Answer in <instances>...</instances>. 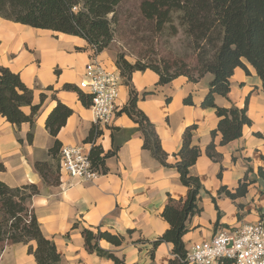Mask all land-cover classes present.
I'll return each mask as SVG.
<instances>
[{
  "label": "crops",
  "instance_id": "1",
  "mask_svg": "<svg viewBox=\"0 0 264 264\" xmlns=\"http://www.w3.org/2000/svg\"><path fill=\"white\" fill-rule=\"evenodd\" d=\"M94 57L106 69L118 71L116 58L103 50L94 55L82 38L0 18V65L18 74L33 91V104L40 102V94L46 96L35 117L31 142L27 141L30 123L15 125L0 117V163L4 167L0 181L9 187L37 186L39 192L28 204L42 235L51 239L60 253V264H117L86 249L83 229L121 237L120 245L99 242L100 248L111 252L119 264H171L175 259L172 243L153 247V242L170 227L162 218L165 206L170 200L183 202L187 188L174 167H164L142 147L137 124L121 112L131 90L137 96L136 107L154 125L168 164L176 162L184 130L194 127L191 144L199 148L200 156L189 171L202 184L201 212L186 222L188 231L182 237L185 250L195 242L209 240L218 230H236L264 220V93L252 67L248 66L249 74L241 68L234 70L227 97L214 95L219 107L233 104L241 109L246 104L251 120L239 138L225 145H220V133L211 135L218 123L215 111L201 106L212 75L206 74L196 82L178 76L159 84L158 75L149 69L134 71L128 83L122 77L118 111L111 123L101 125L99 135L88 141L94 128L89 106L80 101L77 92L63 86L77 87L85 64ZM57 101L72 112L54 137L45 121ZM23 111L28 114L30 109L24 107ZM55 140L60 148L52 158L48 150ZM211 141L217 160L205 153ZM93 144L104 153L115 151L105 160L106 173L92 182L68 186L72 179L61 169V147H79L89 153ZM35 162L54 166L56 182L44 181L42 173L34 168ZM45 177L51 180L48 174ZM242 182L247 184L243 196L232 199L219 191L223 187L235 193ZM30 246L35 247V243L5 244L0 264H37L28 253Z\"/></svg>",
  "mask_w": 264,
  "mask_h": 264
},
{
  "label": "trees",
  "instance_id": "2",
  "mask_svg": "<svg viewBox=\"0 0 264 264\" xmlns=\"http://www.w3.org/2000/svg\"><path fill=\"white\" fill-rule=\"evenodd\" d=\"M124 0H0V18L26 25L32 28L60 32L84 39L90 46H95L97 53L104 50L113 40L117 25L118 6ZM140 11L147 21H154L163 29L169 24L176 33L173 21H178L184 34L190 39L196 55V65L190 68L187 64L181 67L165 63L163 66L144 63L140 60L130 63L123 55L115 59V65L121 76L127 79L134 71L152 70L159 77V84H166L178 76H185L190 81H198L206 74L212 75L209 91L202 102L204 108H212L218 118L217 128L211 132L221 134L220 145L239 138L244 126L251 124L246 115V104L238 108L233 104L230 107H219L214 103V95L227 97L230 90V78L236 68H241L249 74L248 66L252 67L261 81L264 93V0H142ZM196 72V75L192 74ZM65 90L77 92L80 101L89 106L86 95L78 88L65 84ZM40 102L33 104V91L21 80L20 76L9 68L0 65V117L7 122L20 125L30 123L31 130L27 134V141L33 138L35 117L46 96L40 94ZM137 96L130 91V99L121 112L137 124L138 131L143 137L144 149L164 167H174L179 173L180 182L187 188V196L183 202L170 200L162 212V218L168 222L167 229L162 236L153 242L156 247L161 242L173 244V254L184 257L186 250L182 237L188 231L186 222L190 217L200 214L202 184L198 177L190 174L189 168L200 156V150L192 145V131L188 127L182 134V145L176 154V162L168 164L167 154L163 151L154 125L145 114L136 107ZM191 103L190 100H186ZM24 107H29L26 114ZM71 110L57 101L56 106L49 112L45 126L50 135L56 136ZM100 131L92 128L88 141H93ZM60 143L55 140L48 154L55 158ZM206 156L217 160L218 153L215 144L211 141L205 150ZM115 151L103 152L101 147L93 144L89 151V159L93 169L100 174L106 173L105 160L114 155ZM34 168L42 173L44 181L50 177L52 166L49 162H35ZM4 167L0 163V171ZM56 170V169H55ZM247 184L238 185L235 193L226 191L230 198L243 196ZM34 184L9 187L0 181V252L5 244L34 242L30 246V253L37 264H60L61 255L54 242L42 235L39 223L29 206L30 199L38 194ZM85 247L89 252L113 259L120 263L113 254L100 248L99 242L105 240L120 245L122 238L108 232H93L82 230ZM171 264H181L173 259Z\"/></svg>",
  "mask_w": 264,
  "mask_h": 264
},
{
  "label": "built area",
  "instance_id": "3",
  "mask_svg": "<svg viewBox=\"0 0 264 264\" xmlns=\"http://www.w3.org/2000/svg\"><path fill=\"white\" fill-rule=\"evenodd\" d=\"M93 54L96 47L91 46ZM122 76L117 70H108L95 57L84 67L78 88L88 97L95 132L101 125H109L118 111L116 101ZM61 169L72 182H92L99 175L93 169L89 153L79 147L60 149ZM181 264H264V220L246 223L236 230H218L209 240H201L186 250L184 257L173 255Z\"/></svg>",
  "mask_w": 264,
  "mask_h": 264
},
{
  "label": "rangeland",
  "instance_id": "4",
  "mask_svg": "<svg viewBox=\"0 0 264 264\" xmlns=\"http://www.w3.org/2000/svg\"><path fill=\"white\" fill-rule=\"evenodd\" d=\"M142 0H124L117 8V25L113 40L103 50L113 58L119 55L130 62L140 60L163 66L165 63L181 67L187 64L193 68L197 61L190 39L184 34L178 21H173L177 31L165 24L160 29L156 22L147 21L140 11ZM196 75L195 71H192ZM52 166V165H51ZM52 166L50 179L55 178Z\"/></svg>",
  "mask_w": 264,
  "mask_h": 264
}]
</instances>
